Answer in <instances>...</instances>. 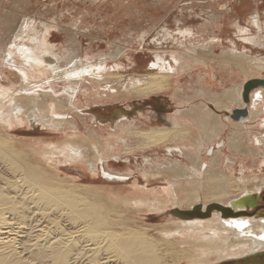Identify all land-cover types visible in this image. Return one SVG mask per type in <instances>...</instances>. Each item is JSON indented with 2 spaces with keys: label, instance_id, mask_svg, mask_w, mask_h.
<instances>
[{
  "label": "bare ground",
  "instance_id": "obj_1",
  "mask_svg": "<svg viewBox=\"0 0 264 264\" xmlns=\"http://www.w3.org/2000/svg\"><path fill=\"white\" fill-rule=\"evenodd\" d=\"M219 22V15H214L213 26ZM257 23L262 32L260 18ZM252 41L259 44L258 40ZM34 42L41 47L45 44L37 38ZM215 47L212 42L207 50L193 47L191 52L179 55L182 73H188L184 72L188 61H200L206 67L211 64L208 62L214 61L223 66L226 73L229 67L239 70L245 80L255 77L253 80H264L257 79L264 74V59L247 52H226L213 58ZM40 50L25 45L20 52L32 68L45 63L54 71L62 69L66 63H75L76 67L64 79L70 82H81L84 77L92 79L95 72H100L101 77L105 75L107 63H101L99 67L90 63L83 66L76 53L66 62L49 57L42 59ZM157 59L152 68L160 71L126 87L128 94L154 95L172 89L171 81L177 78L178 71H174L172 62L167 63L161 57ZM21 71L28 77L29 72ZM244 85L224 89L221 94L210 89L204 92L195 89L198 90L195 97L182 99L179 103L187 104L202 97L197 101L199 103L184 109L181 121L173 120L171 128L139 130L138 125L127 127L132 144L126 142L122 154L163 145L162 154L177 160L169 158L160 168L140 171L152 177L163 176L170 185L164 191L137 189L139 192H132L130 198H83L82 193L56 183L58 179L42 173L40 165L34 163L36 157L50 162L51 155H60L69 162L90 164V170L95 174L98 163L101 161L104 166L108 157L100 136L95 135L97 143L83 139L68 140L59 145L47 143V147L34 149L31 155H24L23 150L8 152L5 148L11 147L12 143L0 139V160L10 161L5 162L9 164L7 167L2 165L0 168V264H213L219 261H224L220 264H234V261L226 260L263 253L264 212L248 213L245 205L260 206L264 176H246L252 171L243 172L238 178L233 175L238 161L245 160L256 161L259 173L264 175V84H258L250 92L247 104L243 97ZM1 89L6 100L1 95L0 125L5 129L18 123L21 125L23 120L30 125L37 121L47 127L56 124L71 129L74 135L81 136L74 121L66 123L67 116H56L48 111L58 110L67 98L54 100L49 94L39 93L29 95L27 100L26 96H12L2 86ZM23 93L28 95L27 90ZM236 105L240 107L235 108ZM245 106L249 111L247 119L234 114L235 110ZM137 109L121 107L117 109L116 118L129 119ZM233 115L238 120H234ZM226 133L227 141L223 139ZM186 141L192 143L184 144ZM60 162L62 160L58 159ZM102 168L105 177L119 178L115 182L123 183L129 179ZM133 203L147 205L156 212L171 208V215L180 221L173 220L158 228L145 227L131 217ZM198 207L199 211L194 209ZM224 207L231 209L225 217Z\"/></svg>",
  "mask_w": 264,
  "mask_h": 264
},
{
  "label": "rangeland",
  "instance_id": "obj_2",
  "mask_svg": "<svg viewBox=\"0 0 264 264\" xmlns=\"http://www.w3.org/2000/svg\"><path fill=\"white\" fill-rule=\"evenodd\" d=\"M216 14L219 15L220 22L213 26L212 20ZM259 18L263 26L262 32L257 23ZM34 38L45 43L44 46L35 43ZM252 40H258L259 44H253ZM212 42L216 45L213 48L216 54L213 58L221 57L226 52H247L253 57L264 59V0H0V86L12 96H26L27 100L29 95L39 93L49 94L54 100L58 97L67 98L66 103H60L61 109L48 111L56 116H67L66 123L74 121L73 124L76 123V128L80 130L77 129V132L81 134L76 136L71 129L54 123L55 127H47L37 121L30 125L23 120L21 125L18 123L9 129L0 125V139L12 143L11 147L5 148L8 152L23 150L24 155H31L34 149L47 147V143L59 145L78 139L97 143L95 135L100 136L108 155L105 160L109 161L107 165L110 166L107 167L106 161L103 166L100 161L95 174H92L90 164L69 162L60 155H51L50 162L36 157L38 159L34 163L40 165L42 173L58 179L56 183L82 193L83 198H130L132 192L164 191L170 185L163 176L152 177L143 175L140 171L151 172L160 168L167 159H174L162 154L163 145L156 149L122 154L125 143L129 145L131 142L127 127L138 125L139 130L171 128L173 120L181 121L184 109L199 103L197 101L202 97L192 99L191 103H179L182 99L195 97L198 93L195 89L202 92L210 89L221 94L224 89H235L256 79L245 80L239 70L229 67L226 73L224 67L214 61L208 62V65L211 63L209 67L200 61H188V68L184 69L188 73H182L179 55L191 52L193 47L207 50ZM25 45L33 49L41 48L39 56L42 59L49 57L54 61L66 62L69 56L76 53L83 66L90 63L99 67V64L107 63L103 72L105 75L101 77L100 72H95L92 79L84 77L81 82L64 80L67 73L76 67L75 63H66L62 69L54 71L50 64L45 63L32 68L20 52ZM160 57L167 63L172 62L175 69L178 68L174 69L178 71V76L171 81L172 89L154 95L128 94L126 87L160 71L152 68L153 62ZM174 58L177 60L175 64ZM21 70L29 72L28 77ZM263 78L264 74L257 76V79ZM26 90L28 95L23 93ZM3 92L1 89L0 97L5 94ZM3 96L2 98L5 97ZM117 106L143 108L131 119L122 118L124 121L114 123L107 120V116ZM238 107L240 106H235ZM94 109L106 110L105 123L93 113ZM257 125L258 123L254 127ZM223 139L227 141V133ZM187 143L192 142L186 141L184 144ZM58 159L62 162L58 163ZM4 160H0V168L2 165H9L10 161ZM254 162L238 161L235 171L233 170L234 177H241L247 171L252 172L246 173V176L263 177L257 168L258 163ZM101 166L106 171L128 176L129 179L123 183L106 181ZM263 191L264 188L259 211L264 210ZM130 210L131 217L134 216L136 222L148 228L162 227L173 220L180 221L171 215V208L156 212L147 205L137 206L133 203Z\"/></svg>",
  "mask_w": 264,
  "mask_h": 264
},
{
  "label": "water",
  "instance_id": "obj_3",
  "mask_svg": "<svg viewBox=\"0 0 264 264\" xmlns=\"http://www.w3.org/2000/svg\"><path fill=\"white\" fill-rule=\"evenodd\" d=\"M263 83L264 84V80H253V81H250L249 83H247L245 86H244V90H243V97H244V101H246V104L248 103V96L250 94V92L258 85V84H261ZM128 108L129 110L132 109V107H135V108H138L137 109V112L134 113V114H131V116L133 115H136L139 111V109H142L143 106H131V107H126V106H117V107H114L110 112H109V116H107V120H118V121H121V119H117L116 116H117V109H120V108ZM93 110V109H92ZM94 114L98 115L100 118V120L102 122H106V110L105 109H94L93 111ZM234 114L236 115H240V117H242V119H247L248 118V115H249V111L247 109V107L245 106L243 109H239V110H235L234 111ZM125 118V117H124ZM132 118V117H131ZM130 118V119H131ZM234 120H238L235 118V116L233 115L232 117ZM129 120V119H128ZM118 121L114 122V123H117ZM127 121V120H125ZM103 178L106 179V180H110V181H118L119 178L117 177H111V178H108V177H105L104 174H103ZM123 180V179H122ZM120 179V181H122ZM250 204H247L245 205V208H249V209H254L256 208V212H262V211H257L258 210V207L257 206H254L252 208H250ZM196 210H200V207L198 208H194ZM222 212H223V216L226 215L225 213L228 212V210H231L230 208L228 207H224L222 208ZM247 210V209H246ZM209 211V210H208ZM176 213V212H175ZM189 213V212H187ZM258 213H256L255 215H257ZM225 217V216H224ZM231 261H234V264H264V252L263 253H260V254H255V255H250V256H247L245 258H242V259H235V260H231Z\"/></svg>",
  "mask_w": 264,
  "mask_h": 264
},
{
  "label": "flooded vegetation",
  "instance_id": "obj_4",
  "mask_svg": "<svg viewBox=\"0 0 264 264\" xmlns=\"http://www.w3.org/2000/svg\"><path fill=\"white\" fill-rule=\"evenodd\" d=\"M251 208V207H250ZM249 211H247L248 213H252V212H254V211H256V208H254V209H249V208H247ZM262 210V209H261ZM257 211H259V209L257 210ZM263 212H264V210H262Z\"/></svg>",
  "mask_w": 264,
  "mask_h": 264
}]
</instances>
